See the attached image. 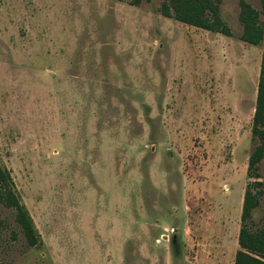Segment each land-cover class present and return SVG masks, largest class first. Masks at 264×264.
<instances>
[{
  "label": "rangeland",
  "instance_id": "1",
  "mask_svg": "<svg viewBox=\"0 0 264 264\" xmlns=\"http://www.w3.org/2000/svg\"><path fill=\"white\" fill-rule=\"evenodd\" d=\"M216 1L231 36L164 0H0V165L42 240L0 203V264L235 263L264 42Z\"/></svg>",
  "mask_w": 264,
  "mask_h": 264
},
{
  "label": "trees",
  "instance_id": "2",
  "mask_svg": "<svg viewBox=\"0 0 264 264\" xmlns=\"http://www.w3.org/2000/svg\"><path fill=\"white\" fill-rule=\"evenodd\" d=\"M261 9H255L246 0H240L239 19L244 26L242 41L253 46L264 42V0ZM161 14L167 18L203 29L231 36L227 23L221 16L216 0H164ZM252 134L257 145L249 157L248 174L253 182L247 185L238 237L239 250L234 264H264V224L253 223V213L264 198V182L260 181L259 164L264 161V51L262 54L256 108L252 122ZM0 203L15 209L16 221L22 228L27 243L32 247L41 245V237L25 206L14 190L10 174L0 165Z\"/></svg>",
  "mask_w": 264,
  "mask_h": 264
}]
</instances>
